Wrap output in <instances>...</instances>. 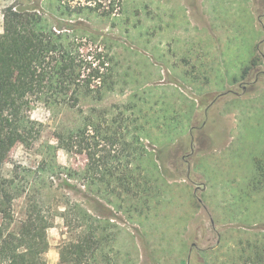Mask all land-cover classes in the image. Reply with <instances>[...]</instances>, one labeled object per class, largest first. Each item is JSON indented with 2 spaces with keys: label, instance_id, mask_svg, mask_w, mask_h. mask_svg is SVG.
I'll return each mask as SVG.
<instances>
[{
  "label": "rangeland",
  "instance_id": "rangeland-1",
  "mask_svg": "<svg viewBox=\"0 0 264 264\" xmlns=\"http://www.w3.org/2000/svg\"><path fill=\"white\" fill-rule=\"evenodd\" d=\"M39 1L46 10L60 3ZM156 2L100 0L97 10L58 18L85 61L83 81L100 97L82 90L74 108L32 105L39 139L30 148L15 145L3 168L4 175L31 171L30 183L37 172L34 185L50 186L42 196L45 215H54L46 264H72L59 252L82 235L74 220L65 225L55 216L65 204L88 210L98 230L87 264H254V243H264V182L252 180L264 153V0ZM13 4L31 0H0L1 28L2 12ZM215 21L239 30L217 31ZM218 32L238 38L225 44ZM253 52L254 73L237 78ZM204 53L225 56V63L208 71L197 57ZM94 70L104 78H92ZM129 170L149 181L137 200L119 195L125 184L100 178ZM88 188L101 192L90 196ZM14 209L23 218L22 200Z\"/></svg>",
  "mask_w": 264,
  "mask_h": 264
},
{
  "label": "trees",
  "instance_id": "trees-1",
  "mask_svg": "<svg viewBox=\"0 0 264 264\" xmlns=\"http://www.w3.org/2000/svg\"><path fill=\"white\" fill-rule=\"evenodd\" d=\"M60 3L62 0H59ZM100 0H84L85 5L78 9L58 3L47 10L39 0H31V5L13 4L2 12L3 26L0 34V264H46L44 254L48 250L46 232L52 226V217H47L42 210L43 191L50 189L47 183L39 180L37 172H33L31 183L26 180L31 171L12 169L4 175L3 168L12 148L19 144L30 148L39 139L41 124L30 118L32 105L45 106L67 105L71 108L78 103V94L85 90L87 94L100 97L87 81H83L82 64L75 37L64 32L66 28L58 18L69 20L84 10H97ZM49 10H54L53 12ZM55 22H49V14ZM108 14V12H105ZM57 20V21H56ZM55 29V30H54ZM71 28H69L70 30ZM73 30V29H72ZM55 31L57 33H55ZM109 61V59H107ZM256 60H254V63ZM105 63L102 62L101 65ZM91 68V67H89ZM97 70V69H96ZM93 71V69H92ZM92 78H104V75L90 73ZM109 75L104 80L109 79ZM100 78V79H101ZM101 79V80H102ZM43 171V169H42ZM87 180L92 184L96 180V169L90 168ZM255 174L253 185L264 182V153L254 161ZM24 174L21 176V174ZM36 176V177H35ZM107 176L121 182L124 195L137 200L150 186L145 178L138 179L132 170L125 174L105 172L101 180ZM125 179V183L122 182ZM108 186V185H107ZM264 186V184H263ZM254 187V186H253ZM105 196H113L114 189L102 190ZM101 192L88 188L90 196ZM118 199L121 197H117ZM22 200L24 204L23 218H15V205ZM62 211L55 209V216L63 220L65 225L74 220L76 227L83 228L81 237L75 239L66 251L61 250L62 261L72 264H87L94 251L98 249L96 227L92 225V215L88 210L69 209L67 204ZM54 218V217H53ZM77 221L79 223H77ZM77 223V224H76ZM245 260L244 264H248ZM254 264H264V243H254Z\"/></svg>",
  "mask_w": 264,
  "mask_h": 264
},
{
  "label": "crops",
  "instance_id": "crops-1",
  "mask_svg": "<svg viewBox=\"0 0 264 264\" xmlns=\"http://www.w3.org/2000/svg\"><path fill=\"white\" fill-rule=\"evenodd\" d=\"M171 0H157L156 2V5L158 6V8L162 7L163 5L164 6H170L169 5V2ZM254 1V0H253ZM173 3V1H172ZM195 8V6L193 7ZM197 10V9H196ZM199 14H203V12L201 11H197ZM204 15V14H203ZM202 15V17H203ZM205 16L202 18V20H204ZM203 22V21H202ZM208 25V23H207ZM214 27L217 31H225L224 29H230L231 30H239L238 28H235V27H232L231 23H229V26L225 23L223 24L221 21H215L214 23ZM205 27V24L203 23V27ZM210 28V27H209ZM208 28V29H209ZM227 31V30H226ZM2 32V28L0 27V33ZM232 33V32H231ZM228 34V33H227ZM218 36L221 37L220 41H223L225 44H228V42H230V39H233V36L238 38V36L236 34H230V35H226V34H223L222 32H218L217 34ZM192 38L194 39V35L192 36ZM201 43V42H200ZM200 43H198V45H200ZM230 45V44H229ZM197 57H201V64H203L205 67H206V70L210 71L211 69H218V67L222 66L224 63H225V56H219V57H215V56H212L210 54H206L204 53L203 55H198ZM251 59L253 60L254 59V52H253V55L251 57ZM250 59V60H251ZM214 63V65H213ZM248 66H246L242 71H245L247 69ZM196 69L198 70V65L196 67H192V71H196ZM205 70V69H204ZM237 78H243V75L241 74L239 77ZM237 78H234V84L237 80ZM243 81H240L238 83V86L242 84ZM241 86H245V85H241ZM240 87V86H239ZM234 91V90H233ZM242 91V90H241ZM254 90H252L251 92H253ZM238 96H241V94H238L236 91H234ZM248 93H244V95H246ZM206 189V188H205Z\"/></svg>",
  "mask_w": 264,
  "mask_h": 264
},
{
  "label": "flooded vegetation",
  "instance_id": "flooded-vegetation-1",
  "mask_svg": "<svg viewBox=\"0 0 264 264\" xmlns=\"http://www.w3.org/2000/svg\"><path fill=\"white\" fill-rule=\"evenodd\" d=\"M256 7V6H255ZM249 65L245 71H242L243 77H246L249 73H254V59L249 61ZM254 75V74H253ZM253 85V86H252ZM250 88H254V79L252 80V83L250 85ZM242 90L247 89V86H240ZM254 90V89H253Z\"/></svg>",
  "mask_w": 264,
  "mask_h": 264
}]
</instances>
